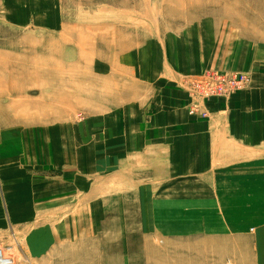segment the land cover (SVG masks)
Listing matches in <instances>:
<instances>
[{
	"label": "rangeland",
	"instance_id": "374dc122",
	"mask_svg": "<svg viewBox=\"0 0 264 264\" xmlns=\"http://www.w3.org/2000/svg\"><path fill=\"white\" fill-rule=\"evenodd\" d=\"M22 3L28 4L24 11L19 6ZM34 3L45 10L47 3L51 4L57 11L55 21L64 25L54 30L37 28L35 21L42 26L48 20L45 10L43 19L30 11ZM206 23L211 31L208 41L214 49L228 39L238 41L237 36L260 38L264 0H0L1 215H8L11 205L15 215H75L77 211L98 215L101 235L104 228L112 229L111 246L119 245L115 239L126 237L134 244L128 247L137 249H113V260L105 256L98 264H203L207 254L212 257V253L200 251L206 236L208 242L211 238L215 241L224 231V241L230 238L233 243L234 233H253L256 224H260V231L264 201L253 203L236 187L208 189L199 182L183 186L182 180L192 175L177 176L163 161L159 172L152 163L150 139L144 140L142 161L141 156L131 155L138 152L128 149V141L104 135L103 117L114 110L110 85L99 73L107 65L103 52L130 51L128 46L143 42L137 48L147 60L157 55V44L147 43L149 40L195 28L200 44L199 26ZM200 47L196 48L197 56ZM204 69L214 70L211 66ZM240 71L250 75L248 70ZM184 79L183 86L188 78ZM217 97L226 103L229 100L223 95ZM150 111L154 114V109ZM217 114L227 116V110ZM121 117L150 125V114L143 119L127 116L124 111ZM124 121L118 126H135ZM138 126L140 132L132 133L133 137L139 133V143L146 127ZM135 142V138L129 140ZM80 160L86 165L80 167ZM74 178L86 185L67 193L56 191L57 186L72 184ZM33 192L37 194L31 198ZM254 192L256 189L251 188V195ZM225 193L231 195L225 197ZM56 198L61 200L40 206L41 201ZM22 200L26 202H18ZM249 215L256 219L251 221ZM22 228L18 232L11 225L1 228L0 248L7 250L14 264H33L22 249ZM240 228L245 231L237 232ZM105 247L101 244V249ZM223 254L224 264H238L231 259L234 253Z\"/></svg>",
	"mask_w": 264,
	"mask_h": 264
},
{
	"label": "crops",
	"instance_id": "0c3cea01",
	"mask_svg": "<svg viewBox=\"0 0 264 264\" xmlns=\"http://www.w3.org/2000/svg\"><path fill=\"white\" fill-rule=\"evenodd\" d=\"M19 6L24 11L28 4L22 3ZM53 9L48 3L46 10L40 8L37 3L31 5L30 11L39 13L42 19V11H46L48 21L43 22L42 26L35 21L37 28L46 27L54 30L64 25L61 20L55 21L57 11L54 9L53 17ZM207 25L208 23L199 26L200 44L196 40L195 28L171 37L149 40L150 42L147 43L157 44V55H150L147 60L145 53L137 48L143 42L128 46L129 50L132 49L130 51L127 49L115 51L109 55L103 52L107 65L104 70H99V73L102 72L104 81L110 85L113 103L111 107L114 110L110 111L111 115L106 114L103 117L104 135L110 139L122 137L128 141V149H136L138 152L131 155L141 156L142 161V155L145 154L144 140L150 139L152 163L159 172L160 162L163 161L164 166L171 168L172 173L177 176L192 175L189 179L182 180L183 186L199 182V185H204L208 189L220 186L225 189L236 187L241 189L243 198L249 196L253 203H258L259 200L263 202L264 31L260 38L257 35L252 39L237 36L238 41L228 39L222 47L217 46L214 49V44L208 41L211 31H208ZM199 45L202 50L197 56L196 48ZM210 66L216 71H219L217 69L248 70L249 87L239 91L238 94L227 96L229 98L227 103L219 97L202 101V108L208 116L190 117L187 114L190 99L182 83L184 78L198 76L205 71L204 67ZM175 82L179 86H176ZM151 109H154V114L151 113ZM163 109H166L165 112ZM223 110H227V116L217 114V112L221 114ZM124 111L127 116L133 115L143 119L145 115L150 114V125L147 126L142 121H124L121 117ZM123 121L135 126L132 129L127 127L128 125L118 126V123ZM140 124L143 125L142 129L144 127L146 129L141 132L143 139L141 141L139 139L138 143L139 133L133 137L132 130L140 132L138 126ZM130 138H135L136 142L129 143ZM79 163L80 167L86 165L83 160ZM74 179L72 184L57 186L56 191L65 190L67 193L72 188L86 185V182L80 178ZM169 185L172 186V182ZM251 188L254 191L256 189L255 195H251ZM35 194L37 192H33L31 198ZM230 195L224 194L225 197ZM16 199L20 200V197ZM60 200L56 198L45 203L41 201L40 206H49ZM70 200L72 199L65 201ZM8 202L11 203L10 199H6L7 204ZM7 213L8 215L3 216L0 213V229L5 225H11L12 230L18 232L20 227H23L21 230L25 234L22 239V249L33 264H61L60 261L64 260L69 261L67 264H98L97 261H103L105 256H110L113 260L114 257H111V255L115 256L112 253L113 249L117 252L137 250L135 247H128L129 244H134L126 237L115 239L114 241L119 245L111 246L112 229L104 228L102 237V228L97 227L101 224L98 215H84V212L80 211L75 215H15L12 205L9 206ZM248 218H251V221L256 219L255 215H249ZM257 225L260 226L256 224L253 233H234L231 236L232 239L234 237L233 243L230 238L225 240L226 248L223 247L224 231L216 235L215 241L211 238L208 242L206 236L200 244V251L210 252L212 257L209 259L210 254H207L205 261L202 258L205 262L203 264L210 262L214 264L212 261L215 264H224L225 251L234 253L231 259L238 260V264H264V229H261L264 226H261L259 231ZM238 231L245 229L240 228ZM229 232L232 234L231 231ZM256 236L259 244L255 248ZM101 244L106 246V249H101Z\"/></svg>",
	"mask_w": 264,
	"mask_h": 264
},
{
	"label": "bare ground",
	"instance_id": "6f19581e",
	"mask_svg": "<svg viewBox=\"0 0 264 264\" xmlns=\"http://www.w3.org/2000/svg\"><path fill=\"white\" fill-rule=\"evenodd\" d=\"M207 72L210 71H215L216 73H219L220 71H216V70H205ZM205 71L198 75V76H194V77H190L186 80L185 83V90L187 92V95L190 99L188 108H187V114L190 117H199V118H206L208 116V113L202 108L201 102L202 101H206L212 98H216L217 96H212V94H215V90L212 89L211 93H203L199 90V82H202L204 80H208L211 75L210 74H206ZM233 72V73H237V74H243V78L245 80V83L241 86H239V88L236 91H224L223 92V96L227 97L231 94H233L234 92L237 91H242L245 90L249 87V75L247 73L244 72H240V71H228ZM221 73V72H220ZM206 94L207 96L202 97L201 96ZM220 98V97H219ZM204 113V115H202ZM5 251H7L5 248H0V264H14V260L12 256L6 255ZM12 259V261L10 260ZM4 260H7L8 262H5Z\"/></svg>",
	"mask_w": 264,
	"mask_h": 264
},
{
	"label": "built area",
	"instance_id": "2783aa9c",
	"mask_svg": "<svg viewBox=\"0 0 264 264\" xmlns=\"http://www.w3.org/2000/svg\"><path fill=\"white\" fill-rule=\"evenodd\" d=\"M205 73L210 74L211 77L208 80L199 82V90L203 93H211L212 89H214L215 94H212V96L223 95L224 91H236L239 86L245 83L243 76L240 78V74L237 73H216L215 71H205ZM201 96L205 97L207 95L201 94ZM10 260L12 261V259ZM4 261L8 262L7 260Z\"/></svg>",
	"mask_w": 264,
	"mask_h": 264
}]
</instances>
